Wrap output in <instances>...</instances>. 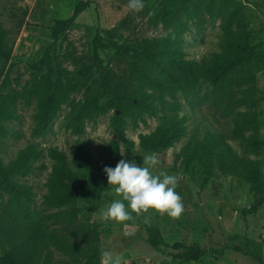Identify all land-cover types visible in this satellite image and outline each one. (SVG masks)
<instances>
[{"label":"rangeland","instance_id":"374dc122","mask_svg":"<svg viewBox=\"0 0 264 264\" xmlns=\"http://www.w3.org/2000/svg\"><path fill=\"white\" fill-rule=\"evenodd\" d=\"M80 1L0 0V23L8 30L9 43L13 48L6 67L8 79L3 94H15L29 86L35 72L33 66L43 59L46 52L50 55V65L41 74L44 83H54L61 78L64 88L71 87L68 103L61 105L51 124V131L44 137L32 135L37 99L34 98L30 105L21 99L17 101L14 110L18 119L4 124L19 136L1 140L3 163L12 162L30 144L45 151L57 147L71 160L76 141L85 142L93 158V173L109 187L99 196L91 218V223L96 224L98 230L100 260L102 252L111 251L120 257L121 264H261L244 251L264 258V205L256 214H250L252 195L245 181L215 171L205 183L207 175L197 165L185 166L180 154L193 135L202 137L207 131L220 133L227 137L239 158L257 161L264 175V69L256 78V87L260 92L255 95L254 105L238 106L224 101L214 103L210 92L207 96L202 92L191 101L181 93L175 98L167 97L170 102L181 104L178 115L185 119L188 135L159 153L160 163L152 171L155 175L163 171L178 178L175 191L182 197L185 208L179 219L151 209L141 215L131 213L133 218L123 222L105 219L104 212L110 204L122 197L114 192V186L108 184L104 168H115L121 159L135 161L142 166L147 153L139 146V136L152 133L160 124V117L145 116L146 123H140L137 128L127 120L123 133L118 134L112 126V118L120 113L109 110L96 120L89 121L84 134L79 136L65 130L63 121L71 104L96 94L103 87L104 80L99 69L93 66L94 43L98 36L104 46L114 41L130 48V52L125 54L111 46L103 47L99 49V58L129 91L133 89L137 82L130 70L133 57L142 50L145 40L160 38L168 33L157 20L165 0H144L145 7L140 12L130 10L128 0H89L90 8L78 17L68 34L51 47L54 41L51 26L56 20L70 18ZM201 1L202 14L189 20L183 34L187 60L200 62L222 51L223 22L231 15L243 22L256 53L264 54V0ZM113 30L110 36L107 32ZM6 71L0 80V88ZM244 88L236 89L237 99L243 97L241 90ZM35 165L37 169L19 181L32 187V212L54 214L57 210L48 209L43 204L53 161L45 153ZM124 203L127 209V202ZM148 227L158 228L169 244L182 242L200 247L206 254L198 262L187 263L157 252L147 243ZM51 228L61 234L66 231L63 224H51ZM169 252L175 253L172 250ZM3 253L0 241V255ZM54 256L55 264H75L57 251Z\"/></svg>","mask_w":264,"mask_h":264},{"label":"trees","instance_id":"16d2710c","mask_svg":"<svg viewBox=\"0 0 264 264\" xmlns=\"http://www.w3.org/2000/svg\"><path fill=\"white\" fill-rule=\"evenodd\" d=\"M90 5L89 0H82L70 18L55 21L50 28L54 40L51 47L68 34ZM202 8L201 0L163 2L157 20L168 33L160 38L145 40L142 50L133 57L130 70L137 82L130 91L112 69L103 66L99 58V49L103 47L111 46L125 54L130 52V48L114 41L104 46L98 36L94 43L93 66L99 69L104 80L103 87L96 94L71 104L63 128L73 135H82L89 121L96 120L109 110L120 113L112 118V126L118 134L123 133L127 120L137 128L140 123H146L145 116L160 117V124L152 133L139 136V146L144 152L159 154L188 135L185 119L178 115L181 104L170 102L167 97L175 98L181 93L191 101L202 92L205 96L210 92L214 103L224 101L238 106L254 105L255 95L260 92L256 87V78L264 69V54L256 53V47L250 44L249 34L240 18L231 15L224 19V40L220 53L200 62L186 59L183 34L189 20L202 14ZM113 32L107 33L111 36ZM12 52L9 32L0 23V80ZM49 59V52H46L43 59L33 66L35 72L29 86L15 94H3L8 79L6 71L0 88V150L3 138L19 136L4 124L18 119L14 106L19 99L26 105L37 99L32 130V135L36 137H44L51 131V124L61 105L68 103L71 87L64 88L61 78L54 83H44L41 77L50 65ZM83 74L87 75V72L83 71ZM243 86V97L237 99L235 91ZM114 152L117 153V149ZM45 153L53 161L43 201L46 208L57 210L51 215L31 211L34 202L32 187L19 181L37 169L35 162ZM180 156L185 166L197 165L207 175L205 183L215 171L245 181L252 195L250 214H256L264 205V175L260 165L254 160L239 158L226 136L212 131L205 132L202 137L193 135ZM93 167L91 151L81 140L76 141L71 160L57 147L45 151L32 144L21 150L7 165L0 155V241L4 249L0 264H55V251L75 264H100L98 230L96 224L91 223V218L99 196L109 187L98 180ZM51 224L66 225V231L58 233L51 228ZM147 234V243L152 249L180 261L198 262L206 254L200 247L182 242L167 243L158 228L148 227ZM244 253L264 264L261 255Z\"/></svg>","mask_w":264,"mask_h":264},{"label":"clouds","instance_id":"9594fccd","mask_svg":"<svg viewBox=\"0 0 264 264\" xmlns=\"http://www.w3.org/2000/svg\"><path fill=\"white\" fill-rule=\"evenodd\" d=\"M144 7V0H128V8L134 12H140ZM159 163L158 154L150 153L144 155L142 166L121 159L115 168H104L108 184L122 197L110 204L104 212L105 219L123 222L133 218L131 213L141 215L150 209L166 213L173 219L180 218L185 208L182 197L175 191L178 178L163 171L153 174L152 169ZM124 202H127V209ZM100 264H121V259L111 251H104Z\"/></svg>","mask_w":264,"mask_h":264}]
</instances>
